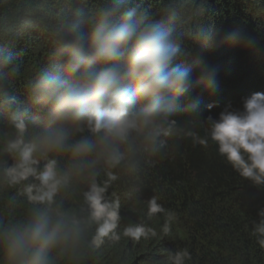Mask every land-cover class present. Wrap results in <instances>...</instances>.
<instances>
[{
	"label": "trees",
	"instance_id": "obj_1",
	"mask_svg": "<svg viewBox=\"0 0 264 264\" xmlns=\"http://www.w3.org/2000/svg\"><path fill=\"white\" fill-rule=\"evenodd\" d=\"M111 3L0 0V226L25 222L46 207L28 198L27 188L38 187V179L12 184L5 175L18 160L6 150L17 135L13 118L26 124V140L44 129L46 107L33 97V85L44 72L62 71L60 35L73 24L87 33L95 13ZM124 8L173 31L179 49L173 66L190 69L193 85L168 117L165 133L154 143L133 133L115 167L100 159L88 168L93 155L74 168L67 153L49 155L69 178L48 207L79 221L82 229L78 241L51 250L49 264H167V254L182 248L191 253L188 264H264V249L249 229L264 209V189L244 181L210 140L205 148L193 138H207L208 116L218 117L226 106L242 110L246 98L264 93V0H124ZM208 72L215 73L211 89L201 79ZM80 136L90 134L85 130ZM92 183L106 187L107 202H119V240L109 234L92 243L98 225L89 222L85 201ZM154 196L174 213L167 235L165 216L148 215ZM129 225L155 229L156 235L133 240L123 235ZM0 264H9L2 237Z\"/></svg>",
	"mask_w": 264,
	"mask_h": 264
},
{
	"label": "clouds",
	"instance_id": "obj_2",
	"mask_svg": "<svg viewBox=\"0 0 264 264\" xmlns=\"http://www.w3.org/2000/svg\"><path fill=\"white\" fill-rule=\"evenodd\" d=\"M178 51L170 28L135 10H126L124 0H113L100 8L87 33L79 24H73L60 35L57 53L64 60L62 71L42 73L32 88L33 97L46 107V126L26 140V124L13 118L17 135L7 142V152L18 157L17 163L5 170L9 182L16 184L35 177L40 185L27 188L28 198L46 205L25 222L0 226L9 264H49L53 248L80 238L79 221L48 207L69 178V173L58 171L57 161L49 159L50 154L67 153L74 168L93 155L95 159L88 168L100 159L115 167L123 159L121 146L133 133L153 143L165 133L168 117L193 85L190 69L173 66ZM201 79L205 89H211L215 73L203 74ZM206 119L207 138L193 134L194 142L206 148L210 140L219 156L244 181L264 189V93L246 98L242 110L226 106L218 117L210 115ZM85 130L90 136L76 138ZM41 160L46 162L38 171ZM105 191L106 187L92 183L85 193L89 222L98 225L92 240L96 245L109 234L114 240L120 239L115 233L120 205L107 202ZM157 214L165 216L162 232L169 234L174 213L166 211L154 196L148 201V215ZM257 217L249 221V229L264 249V209ZM149 234L155 236V229L143 225L123 229V235L133 240ZM191 259L187 248L170 251L166 256L167 264H188Z\"/></svg>",
	"mask_w": 264,
	"mask_h": 264
}]
</instances>
